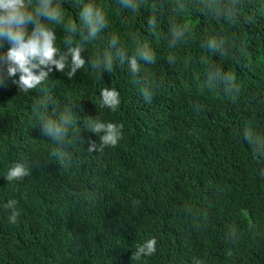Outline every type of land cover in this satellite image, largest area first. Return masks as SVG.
I'll use <instances>...</instances> for the list:
<instances>
[{
    "label": "trees",
    "instance_id": "obj_1",
    "mask_svg": "<svg viewBox=\"0 0 264 264\" xmlns=\"http://www.w3.org/2000/svg\"><path fill=\"white\" fill-rule=\"evenodd\" d=\"M91 2L109 28L85 45L86 62L115 52L110 35L131 54L134 34L156 63L133 77L113 55L101 78L86 63L71 79L53 68L28 93L11 80L0 86V264H264V147L242 136L250 127L264 138V0H182L185 11L178 0H142L135 14L118 0ZM61 7L79 22L77 0ZM174 24L190 27L170 49ZM52 27L62 48L64 33ZM210 38L223 42L220 51L206 47ZM221 68L240 88L235 100L216 82L204 88ZM147 85L150 101L141 95ZM103 88L119 92L116 110L101 106ZM70 105L72 142L61 146L41 134L39 118ZM90 120L123 125L118 144L88 152L99 143ZM15 162L30 174L8 182ZM149 238L155 253L133 259Z\"/></svg>",
    "mask_w": 264,
    "mask_h": 264
},
{
    "label": "clouds",
    "instance_id": "obj_2",
    "mask_svg": "<svg viewBox=\"0 0 264 264\" xmlns=\"http://www.w3.org/2000/svg\"><path fill=\"white\" fill-rule=\"evenodd\" d=\"M80 5L79 22L74 23L66 19L62 10L63 0H0V86H7L8 81L16 85L20 93H28L50 81V73L55 70L65 72L71 79L78 70L87 63L92 71L101 78L104 72H110L115 60L113 55L119 59L121 64L127 65L133 77L141 73V64H155L156 56L153 50L145 43H137L133 34L131 40L135 45L129 54L123 47L118 35H110L108 45L115 52L108 56H100L95 59L88 58L87 62L82 56L86 51L85 45L89 41H95L97 37L109 28V20L95 3L88 0H77ZM120 8L129 10L132 14L137 13L142 0H118ZM175 8L185 11L187 5L178 0ZM55 25L62 29L63 47L57 46V34ZM157 21L154 16H149L147 27L154 31ZM189 25H170L169 33L171 42L169 48H175L185 35ZM79 37V43L76 38ZM5 42L9 47L5 48ZM222 41L210 38L206 47L213 52L221 49ZM167 62L172 65L176 63L175 54L167 57ZM18 77V78H17ZM205 89L211 90L212 82L218 83L233 100L239 94L240 88L233 74L222 68L213 72L206 78ZM152 86L141 88V95L146 101L152 99ZM100 103L102 107L116 110L120 104L119 92L111 88L100 90ZM38 105L37 107H42ZM73 106L56 116L44 115L39 118V131L41 134L55 143L63 146L70 144L68 139L70 126L74 123ZM123 125L112 122L103 123L90 120L88 129L99 137V143L89 142L87 151L100 150L104 147H115L122 137ZM246 143L259 150L264 147V138L257 135L252 128H245L242 132ZM67 159V157H65ZM30 174L29 167L24 162H15L7 170L4 177L8 182L19 181ZM15 202L8 201L3 205L5 209H14ZM19 213L11 212L10 223H16ZM156 239L145 240L135 251L133 259L139 260L141 256H151L156 251ZM196 264H200L199 261Z\"/></svg>",
    "mask_w": 264,
    "mask_h": 264
}]
</instances>
